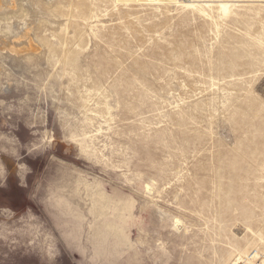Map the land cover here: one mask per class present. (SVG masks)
<instances>
[{"label":"rangeland","instance_id":"rangeland-1","mask_svg":"<svg viewBox=\"0 0 264 264\" xmlns=\"http://www.w3.org/2000/svg\"><path fill=\"white\" fill-rule=\"evenodd\" d=\"M93 192L118 264H264V0H0V264H99Z\"/></svg>","mask_w":264,"mask_h":264},{"label":"bare ground","instance_id":"bare-ground-1","mask_svg":"<svg viewBox=\"0 0 264 264\" xmlns=\"http://www.w3.org/2000/svg\"><path fill=\"white\" fill-rule=\"evenodd\" d=\"M121 1L129 2L132 0H121ZM134 1H138V0H134ZM160 1H165V0H160ZM13 178H14V174L11 173L10 178H9V181H10L9 186L11 187V191L13 193H18V190L15 187L16 185L14 184L15 182H14ZM58 196H56V198ZM15 198L17 199V196ZM15 198L13 197V195H12V197H9L12 204L16 200ZM20 204L25 206V205H29L30 202L25 197V198L20 199ZM123 204H124L125 209H130L133 206L132 201H130V200L127 202H124ZM11 207H14V205H12ZM89 207H90L89 208L90 213L96 217L95 220L93 221V223L91 224V241H90L91 245H90V247L92 248L91 249L92 250V252H91L92 257H91V255H89V256L91 258H93V260L95 262L97 260L99 262V264H118V260L120 259V249L118 246L119 245L123 246L125 244L123 240L125 239V236L127 237L126 234L121 235L118 231H119V228L123 225V223H125L128 219L133 218V215L131 213H129L128 215H123L121 218H116L114 215V212L112 210L113 208H112L110 199L108 198L107 194H105L103 192H98V193L93 192L92 193L91 205ZM48 208H49L48 211H50L51 215L54 218H56L59 221V223L63 224V225L57 224L59 226L69 227V223L73 222V221H69L67 223V221L65 219H63V217H62V215H64V214L68 215L72 218H83L84 217L80 208L73 206L70 199L67 197H64V196H59L57 199H55L54 201L49 203ZM5 210H7V209H5ZM101 216H103L102 221H100ZM82 220H80V222H82ZM79 230L81 231V227L78 225H74V226H72L71 230H69V231L65 230L63 232V234L66 237V240H68V241L71 239L74 240L77 237V235L79 234ZM70 244H72V243H70ZM82 245L85 248V245H87V244H82ZM82 245L80 244L79 247H83ZM80 249L82 251L83 248H80ZM85 250H87V249H85ZM89 251H90V249H89ZM76 252H77V254H79L78 250ZM83 252H80V253L82 254ZM83 254H85V253H83ZM89 256H88V258H89ZM255 256H256V253L253 255V257H255ZM91 258H90V260H91ZM130 258L131 257H128V261H127L128 263L131 261ZM83 259H87V258L83 257ZM83 259H81V260H83ZM131 259H133V258H131ZM75 260H77V259H75ZM69 261H71V260H69ZM78 261H79V259H78ZM93 264H94V262H93Z\"/></svg>","mask_w":264,"mask_h":264}]
</instances>
